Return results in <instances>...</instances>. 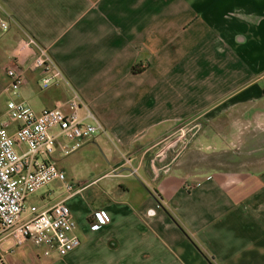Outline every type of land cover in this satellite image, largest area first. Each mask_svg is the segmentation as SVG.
I'll return each mask as SVG.
<instances>
[{
  "label": "crops",
  "instance_id": "0c3cea01",
  "mask_svg": "<svg viewBox=\"0 0 264 264\" xmlns=\"http://www.w3.org/2000/svg\"><path fill=\"white\" fill-rule=\"evenodd\" d=\"M0 3V127L19 126L7 117L10 99L40 112L77 87L115 135L98 133L73 153L80 166L94 161L74 195L67 198L66 177L39 190V205L30 199L44 209L66 198L81 245L42 260L34 243L10 252L6 241V264H264V158L212 157L252 125L264 134V0ZM28 35L64 75L49 88L29 66L37 51ZM12 66L26 75L16 96ZM102 98L117 100L114 114ZM181 121H202L204 130L180 155L166 154L170 145H159ZM55 159L65 173L67 157ZM54 183L62 190L51 198ZM103 210L112 221L92 230Z\"/></svg>",
  "mask_w": 264,
  "mask_h": 264
},
{
  "label": "built area",
  "instance_id": "2783aa9c",
  "mask_svg": "<svg viewBox=\"0 0 264 264\" xmlns=\"http://www.w3.org/2000/svg\"><path fill=\"white\" fill-rule=\"evenodd\" d=\"M1 25L8 29L7 22ZM27 40L37 51L29 66L41 71L43 88L64 79L49 50L31 35ZM7 74L8 91L16 96L26 75L16 66L8 67ZM6 113L19 126L13 133L6 125L0 127V264H6V241H11L10 252L32 242L44 248L45 256H65L82 243L66 198L44 209L36 205L27 208L26 202L46 185L66 180L55 159L58 152L62 157L75 153L96 134L105 133L106 126L74 89L68 98L57 99L54 106L40 112L26 101L12 98ZM82 184L67 182V198ZM111 221L108 210L96 211L91 229L97 230Z\"/></svg>",
  "mask_w": 264,
  "mask_h": 264
},
{
  "label": "rangeland",
  "instance_id": "374dc122",
  "mask_svg": "<svg viewBox=\"0 0 264 264\" xmlns=\"http://www.w3.org/2000/svg\"><path fill=\"white\" fill-rule=\"evenodd\" d=\"M73 89L80 93V91L77 89V87H73ZM109 92L110 91L108 89H106L105 97H107V95L109 97ZM110 95H111V93H110ZM84 100L88 103V105L92 108V110L95 112V114L99 117L98 113L95 111L93 106L86 99H84ZM103 102H104L103 108H104L105 112L112 113V114H114L116 112V108H118V104H119L117 102V100L115 102L114 101L110 102V99H108L109 104H106L105 103L106 101L103 99ZM101 121L103 122L102 119H101ZM199 124L201 127L203 126L202 130H204V125H202L204 123L202 121H200ZM196 125H198L197 121L196 122L184 121L183 123L181 121V123H178L176 128L171 133H169V134L165 135V137H163V139H162L163 143L160 144L159 146L161 147L163 145V147H164L166 144H169L170 147H169L168 151L164 152V153L167 154V153H169V151H171V152H173L174 156L180 155L183 152V150H186L188 145L191 144V138H193V137L195 138L198 135V130H196L197 129ZM245 125L250 127L251 124L248 123V125H247V121H246ZM255 127L256 126L252 125V128H249L250 130L248 132H245L243 135H237L238 137L242 136V141L241 142L240 141L238 142V140L233 141V142H237V143H235L234 145L232 143V145L229 146L230 150H228L226 152L216 153V154L214 153V154H212V157H215V158L223 157L225 159L231 158V159H234L233 160L234 163L235 162L238 163L241 159H248V161H255L256 159L264 158V149L262 146V144L264 143L263 142L264 141V139H263L264 134H261L262 133V132H260L261 130L258 129L257 127L255 128ZM107 132H108V134L105 137H107L108 139L115 140V135L113 134L111 128H108ZM245 137H247L249 141L248 140L245 141ZM104 139H106V138H104ZM109 141H111V140H109ZM104 143H106V145H108L109 147L112 148V146H111L113 144L112 142L109 143V142L105 141ZM114 143H116V142L114 141ZM219 144H221V143H219ZM101 145L103 146V144H101ZM71 155L66 156L67 157V164L66 163L64 164V166L66 168L65 174H66L68 182L69 183L75 182V183H83V184L85 183L86 184L87 182H89L91 180L89 168L93 164L94 161H92L91 159H88L86 161V163H84L85 165L80 166L79 162L73 158L75 156L73 154H71ZM169 155H170V153H169ZM103 157H104V154H103L102 149H98L97 150V158L102 160V159H104ZM151 158H153V157L151 156L147 160V162H149ZM261 162H264V161H261ZM87 178H89L88 181L85 180ZM54 185H56V184L54 183L50 187L52 190H54V193L52 194L51 198H54V196H56L58 194V192L62 190L58 187V184L56 186H54ZM93 189H96V188H93ZM42 192H43V190L37 192L34 196L29 197L27 199V202H26V207L27 208L31 207L30 199L33 197L39 199V200H36V204L39 205L41 202L40 194ZM33 248L42 260L46 259V258H51V256H45L44 255V248L42 246L34 244Z\"/></svg>",
  "mask_w": 264,
  "mask_h": 264
},
{
  "label": "trees",
  "instance_id": "16d2710c",
  "mask_svg": "<svg viewBox=\"0 0 264 264\" xmlns=\"http://www.w3.org/2000/svg\"><path fill=\"white\" fill-rule=\"evenodd\" d=\"M139 67H140V64H136V65H134L133 68H132L133 72H134V73H139V72H141L142 69L139 68Z\"/></svg>",
  "mask_w": 264,
  "mask_h": 264
},
{
  "label": "flooded vegetation",
  "instance_id": "af4514ba",
  "mask_svg": "<svg viewBox=\"0 0 264 264\" xmlns=\"http://www.w3.org/2000/svg\"><path fill=\"white\" fill-rule=\"evenodd\" d=\"M202 125H204V124H202ZM196 126H197V129L196 130H198V131L203 129V126L201 127L200 124H198Z\"/></svg>",
  "mask_w": 264,
  "mask_h": 264
}]
</instances>
